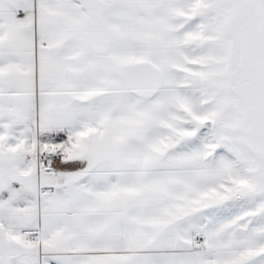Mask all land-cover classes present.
I'll return each instance as SVG.
<instances>
[{
  "label": "snow or ice",
  "instance_id": "obj_1",
  "mask_svg": "<svg viewBox=\"0 0 264 264\" xmlns=\"http://www.w3.org/2000/svg\"><path fill=\"white\" fill-rule=\"evenodd\" d=\"M0 264H264V0H0Z\"/></svg>",
  "mask_w": 264,
  "mask_h": 264
}]
</instances>
